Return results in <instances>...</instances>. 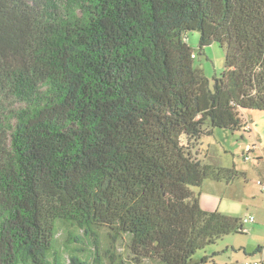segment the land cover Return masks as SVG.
Listing matches in <instances>:
<instances>
[{
    "label": "trees",
    "instance_id": "trees-1",
    "mask_svg": "<svg viewBox=\"0 0 264 264\" xmlns=\"http://www.w3.org/2000/svg\"><path fill=\"white\" fill-rule=\"evenodd\" d=\"M193 30L200 52L226 49L214 90ZM249 109L264 111V0H0V264L208 260L246 227L202 207L192 187L237 170L199 146L251 131Z\"/></svg>",
    "mask_w": 264,
    "mask_h": 264
},
{
    "label": "rangeland",
    "instance_id": "rangeland-1",
    "mask_svg": "<svg viewBox=\"0 0 264 264\" xmlns=\"http://www.w3.org/2000/svg\"><path fill=\"white\" fill-rule=\"evenodd\" d=\"M186 37L196 50V63L202 66L214 90L216 77L225 68L226 49L215 42L200 52V31H188ZM245 118L251 131L247 126L238 130L213 128L212 135L204 137L199 146L205 162L235 168V178L231 182L207 179L201 187L192 188L200 193L207 209L243 220L254 216L255 222L245 223V233L226 235L198 250L194 259L209 256L201 264H264V111L246 110ZM62 240L60 237L61 244Z\"/></svg>",
    "mask_w": 264,
    "mask_h": 264
},
{
    "label": "built area",
    "instance_id": "built-area-1",
    "mask_svg": "<svg viewBox=\"0 0 264 264\" xmlns=\"http://www.w3.org/2000/svg\"><path fill=\"white\" fill-rule=\"evenodd\" d=\"M255 221V217L254 216H251L249 218H245L244 219V222L245 223H249V222H254ZM246 264H260L259 262H246Z\"/></svg>",
    "mask_w": 264,
    "mask_h": 264
},
{
    "label": "crops",
    "instance_id": "crops-1",
    "mask_svg": "<svg viewBox=\"0 0 264 264\" xmlns=\"http://www.w3.org/2000/svg\"><path fill=\"white\" fill-rule=\"evenodd\" d=\"M250 157L248 156L247 159H249ZM200 203L202 205L203 208L207 209L208 207L205 205L207 204L206 202H204V200H202V196L200 197ZM207 210H213V209H207ZM255 222V221H254Z\"/></svg>",
    "mask_w": 264,
    "mask_h": 264
}]
</instances>
